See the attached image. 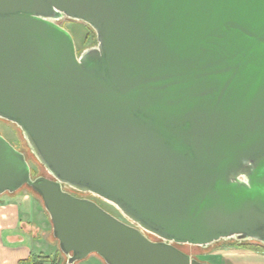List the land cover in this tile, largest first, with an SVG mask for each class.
I'll use <instances>...</instances> for the list:
<instances>
[{
	"label": "water",
	"instance_id": "95a60500",
	"mask_svg": "<svg viewBox=\"0 0 264 264\" xmlns=\"http://www.w3.org/2000/svg\"><path fill=\"white\" fill-rule=\"evenodd\" d=\"M64 17L97 45L78 55ZM0 118L51 176L0 133V195L41 196L68 264L264 245V0H0Z\"/></svg>",
	"mask_w": 264,
	"mask_h": 264
},
{
	"label": "rangeland",
	"instance_id": "374dc122",
	"mask_svg": "<svg viewBox=\"0 0 264 264\" xmlns=\"http://www.w3.org/2000/svg\"><path fill=\"white\" fill-rule=\"evenodd\" d=\"M63 27L68 29V31L72 34L78 55L91 47L97 45V34L95 30L86 24L83 21L73 20L67 17H64L58 20ZM0 133L17 149L22 151L30 164L31 170L33 172V177L37 176H46L51 177L45 166L39 161L35 153L32 151L28 141L23 135V132L19 126L15 123L0 118ZM71 191L75 195H79L82 197L90 198L97 203H99L102 207H104L107 211L123 220L126 223L136 225L132 222L115 204L95 195L90 192H80L77 190H73L71 188H66ZM2 198H16L22 199V203L20 204L22 207L27 205V201L30 202V210L32 219H38L34 214V207L36 204L39 206V209H45L43 200L41 196L35 192L30 186L26 185L22 187L15 193L12 194H3L0 195ZM29 199V200H27ZM25 201V202H24ZM24 203V204H23ZM46 211V210H45ZM43 219H45L46 228H41L40 233L42 235L39 236L41 241V249L45 253H51L56 249H60L59 241L53 234V225L51 219L47 213V211L42 214ZM34 220V222H36ZM151 239L159 240V238L153 234L145 232ZM235 239L229 240H221L218 242H214L209 246H201V245H193V244H184L181 245V249L186 253L190 254L193 258L197 257L201 260H206L210 264H259L257 260L264 262V256L254 254L251 251L245 248L240 247ZM42 252V253H43ZM258 252V251H254ZM260 252V251H259ZM62 254V262L66 263V256ZM92 264H106L105 261L97 254H92L89 256ZM252 259V260H251Z\"/></svg>",
	"mask_w": 264,
	"mask_h": 264
},
{
	"label": "crops",
	"instance_id": "0c3cea01",
	"mask_svg": "<svg viewBox=\"0 0 264 264\" xmlns=\"http://www.w3.org/2000/svg\"><path fill=\"white\" fill-rule=\"evenodd\" d=\"M21 201L22 199L0 197V264H18L20 260L28 258L31 254L48 256L50 259L59 255L61 256L59 264H68L67 258L66 263L62 262L61 250L56 249L51 254L45 253L41 249L42 245L39 236L42 235V232L40 233L41 228H46V221L42 216L46 209L43 211L36 204L34 214L39 220H35L30 215V202L27 201V205L22 207L20 205ZM251 252L261 255V257L264 256L263 252ZM89 258L78 261L75 264H92ZM257 263L264 264L260 260H257Z\"/></svg>",
	"mask_w": 264,
	"mask_h": 264
},
{
	"label": "trees",
	"instance_id": "16d2710c",
	"mask_svg": "<svg viewBox=\"0 0 264 264\" xmlns=\"http://www.w3.org/2000/svg\"><path fill=\"white\" fill-rule=\"evenodd\" d=\"M236 243L240 247L248 250L264 252V245L255 241H237ZM60 259L61 256L59 255H56L53 259H50L48 256L31 254L28 258L20 260L18 264H59Z\"/></svg>",
	"mask_w": 264,
	"mask_h": 264
},
{
	"label": "flooded vegetation",
	"instance_id": "af4514ba",
	"mask_svg": "<svg viewBox=\"0 0 264 264\" xmlns=\"http://www.w3.org/2000/svg\"><path fill=\"white\" fill-rule=\"evenodd\" d=\"M77 196H79V195H77ZM81 197H82V196H81ZM180 246H181V245H180ZM180 246H179V247H180ZM180 248H181V247H180ZM258 252H259V251H258ZM263 253H264V252H263ZM195 258H197V257H195ZM197 259L200 260L199 258H197ZM201 261H206V260H201Z\"/></svg>",
	"mask_w": 264,
	"mask_h": 264
}]
</instances>
